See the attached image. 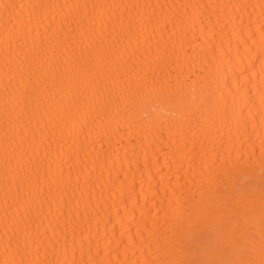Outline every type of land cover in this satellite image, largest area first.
Returning <instances> with one entry per match:
<instances>
[{
	"label": "bare ground",
	"instance_id": "6f19581e",
	"mask_svg": "<svg viewBox=\"0 0 264 264\" xmlns=\"http://www.w3.org/2000/svg\"><path fill=\"white\" fill-rule=\"evenodd\" d=\"M0 264H264V0H0Z\"/></svg>",
	"mask_w": 264,
	"mask_h": 264
},
{
	"label": "snow or ice",
	"instance_id": "6c2138e0",
	"mask_svg": "<svg viewBox=\"0 0 264 264\" xmlns=\"http://www.w3.org/2000/svg\"><path fill=\"white\" fill-rule=\"evenodd\" d=\"M243 203V197H241L238 201L237 204H242ZM241 229V226L237 223L235 225V227L233 228V231L231 234H229V236L227 237V239L229 240V242L232 240L233 235L238 232Z\"/></svg>",
	"mask_w": 264,
	"mask_h": 264
}]
</instances>
